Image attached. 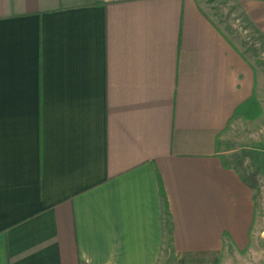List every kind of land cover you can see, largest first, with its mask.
Segmentation results:
<instances>
[{
  "label": "crops",
  "instance_id": "obj_1",
  "mask_svg": "<svg viewBox=\"0 0 264 264\" xmlns=\"http://www.w3.org/2000/svg\"><path fill=\"white\" fill-rule=\"evenodd\" d=\"M257 85L197 0H0V264H259L218 149Z\"/></svg>",
  "mask_w": 264,
  "mask_h": 264
},
{
  "label": "rangeland",
  "instance_id": "obj_2",
  "mask_svg": "<svg viewBox=\"0 0 264 264\" xmlns=\"http://www.w3.org/2000/svg\"><path fill=\"white\" fill-rule=\"evenodd\" d=\"M197 2L257 70L258 112L246 111L230 120L219 135L218 149L227 163L239 162L246 174L253 176L257 211L253 230L260 233L254 234L252 244L260 249L259 264H264V33L252 25L241 0Z\"/></svg>",
  "mask_w": 264,
  "mask_h": 264
},
{
  "label": "trees",
  "instance_id": "obj_3",
  "mask_svg": "<svg viewBox=\"0 0 264 264\" xmlns=\"http://www.w3.org/2000/svg\"><path fill=\"white\" fill-rule=\"evenodd\" d=\"M258 108L259 107H258L257 100L255 98V95L252 94L249 98H247L243 103H241L235 109L230 120H233L234 118L242 115L246 111L247 112L249 111L250 113L255 114L258 112ZM228 164L237 172V174L240 176V178L244 179L247 183L254 186L253 176L247 175L244 167L239 162L238 163L229 162ZM167 234L169 237L171 236V232L169 230H168Z\"/></svg>",
  "mask_w": 264,
  "mask_h": 264
}]
</instances>
